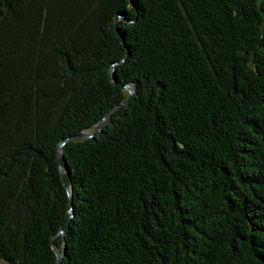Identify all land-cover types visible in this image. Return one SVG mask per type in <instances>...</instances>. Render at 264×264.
<instances>
[{"label":"trees","instance_id":"trees-1","mask_svg":"<svg viewBox=\"0 0 264 264\" xmlns=\"http://www.w3.org/2000/svg\"><path fill=\"white\" fill-rule=\"evenodd\" d=\"M56 250L264 264V0H0V264Z\"/></svg>","mask_w":264,"mask_h":264},{"label":"water","instance_id":"water-1","mask_svg":"<svg viewBox=\"0 0 264 264\" xmlns=\"http://www.w3.org/2000/svg\"><path fill=\"white\" fill-rule=\"evenodd\" d=\"M112 77H113V79H114V82L117 84L118 81H117V78L115 77V68H113V70H112ZM124 88H127V89H128V91H129V93H130L129 98H128L126 101L122 102L119 106L113 108V109L108 113V115H106V117L103 119V122H102V125H101L100 130L102 129V127H104V125H105V123H106V119H107V117H108L113 111H115L116 109H118V108H120V107L126 105L128 102H130V101L134 98L135 93H136L137 90L135 89V91H133L129 86H127V87L124 86ZM93 136H94V133H91V134H89V133H80V134L77 135V137H78V138H81V139H91V138H93ZM63 145H64V144H63ZM63 145H61V147H62ZM62 157H63V150H61V148H60L59 151H58V164H59L60 173H61V175H62V179H63V181H64L65 187H66V188L68 189V191H69L70 202H71V204H72V203H73L72 189L69 188V186L67 185V183L65 182V179H64V168H63V164H62ZM70 218H71V214H68L67 217H66V219H65V221H64V223L62 224V228H61V232H60L61 234L64 233L65 225H66V223L70 220ZM56 253H57V257H58V262H57V264H60V262H61V256H60L58 250H56Z\"/></svg>","mask_w":264,"mask_h":264},{"label":"rangeland","instance_id":"rangeland-1","mask_svg":"<svg viewBox=\"0 0 264 264\" xmlns=\"http://www.w3.org/2000/svg\"><path fill=\"white\" fill-rule=\"evenodd\" d=\"M92 132H89V134H91Z\"/></svg>","mask_w":264,"mask_h":264}]
</instances>
